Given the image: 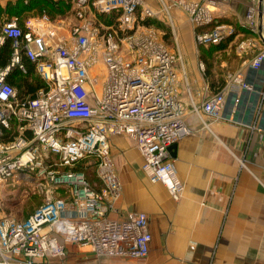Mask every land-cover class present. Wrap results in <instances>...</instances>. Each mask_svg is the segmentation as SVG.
<instances>
[{
    "label": "built area",
    "instance_id": "1",
    "mask_svg": "<svg viewBox=\"0 0 264 264\" xmlns=\"http://www.w3.org/2000/svg\"><path fill=\"white\" fill-rule=\"evenodd\" d=\"M243 1L241 28L254 37L239 41V50L257 49L249 64L259 69L264 65V0ZM169 2L187 13L199 46L217 45L238 32L234 24L216 21L217 0ZM74 4L77 22L65 37L53 35L46 14L26 28L17 17L1 27L0 48L10 39L13 54L0 67V185L10 180L33 184L44 200L25 219L0 215V264H67L62 259L71 244L97 257L147 256L148 214L110 215L121 195L110 154L114 134L135 139L150 181L165 184L175 199L185 190L169 152L190 132L178 92L177 60L158 30L144 25L157 11L144 0ZM112 13L113 22L100 17ZM211 23L215 26L201 29ZM23 57L46 82L35 97L19 96L7 81L15 67L27 72ZM233 80L251 87L240 73L230 74ZM224 104L221 89L204 100L201 110L219 120ZM88 164L96 166L99 189L76 168Z\"/></svg>",
    "mask_w": 264,
    "mask_h": 264
},
{
    "label": "crops",
    "instance_id": "2",
    "mask_svg": "<svg viewBox=\"0 0 264 264\" xmlns=\"http://www.w3.org/2000/svg\"><path fill=\"white\" fill-rule=\"evenodd\" d=\"M9 1L16 0H0V6L4 8ZM70 1L73 4L70 10L52 18V33L57 37L69 35L72 11L76 5L74 0ZM216 7L219 10L216 21L227 19L238 30L226 42L227 51L235 48L231 57L234 71L230 74L240 73L251 87L244 89L234 80L220 89L218 84H207L201 76L203 61L199 64L189 57L186 62L180 52V63L177 61L180 77L178 92L185 107L184 121L190 132L176 142V153L171 157L185 185L184 193L175 199L165 184L150 181L142 168L144 159L135 139L126 134L110 136V154L121 184V200L119 203L116 201L115 210L110 215L122 219L131 211L148 214L152 232L150 251L142 258L97 257L90 250L71 244L67 245L63 262L264 264V130L258 126L262 105L257 104L251 124L244 123L252 106L253 91L258 90L261 102L264 101V65L259 69L251 67L249 62L257 49L241 52L237 44L247 37H254L250 30L241 28L246 17L244 1L217 0ZM181 11L176 12L180 16L178 24L182 33L186 27L189 29L188 25H192L189 18L185 20L183 16L186 12L182 14ZM40 17L41 14L36 13L34 8L31 14L19 18V21L26 28L28 22ZM3 19L0 17V33ZM28 72L27 68L23 74ZM202 80L203 84L199 83ZM218 89L225 91V104L222 116L214 120L201 110V105L209 95L218 93ZM243 90L247 94L242 99ZM233 92H237L235 97ZM227 101H231V106ZM197 107L199 110H196ZM237 114L239 119H235ZM135 194L147 198V205H137L133 199Z\"/></svg>",
    "mask_w": 264,
    "mask_h": 264
},
{
    "label": "rangeland",
    "instance_id": "3",
    "mask_svg": "<svg viewBox=\"0 0 264 264\" xmlns=\"http://www.w3.org/2000/svg\"><path fill=\"white\" fill-rule=\"evenodd\" d=\"M147 1L150 2L152 7L157 11V15L156 17L147 18L144 21V25H151L158 30L161 39L175 55L176 60L179 63L181 52L183 60L186 62L189 57L192 58V60H196L199 64L203 61L204 67L201 69V76L202 79L203 77L206 79L207 84L212 85L221 82L225 84L230 81V73H233L234 71V68L232 67L234 60L231 58L233 54L232 50H235V48H233L234 46H232L233 49L227 51L229 49L226 43L207 46L197 45L194 40V31L192 26L188 25L189 29L186 27L185 32L181 33L180 31L178 24L180 16L176 11L179 12V10L181 11L182 9L174 7L172 2H169V0H165V3L160 2V0ZM182 12L183 10L181 13ZM42 15L43 14H41V16ZM183 16H185V20L189 18L187 13ZM48 18L51 22H53L51 17L48 16ZM71 19V25L77 22L74 15V9L72 11ZM221 21L228 23L227 19H221ZM199 83L203 84V80ZM84 168L91 183L93 182L92 184L97 185L99 188L102 187L103 185L101 180H99L96 166L94 164H88L84 166ZM59 195H61V193H59ZM133 199L139 206L147 205L148 203V199L140 197L139 194H135ZM43 200V194L39 193L38 188L33 184H23L20 182L15 183L13 180H10L9 183L2 186L0 185V215H11L18 219H25L42 203ZM120 200L121 199L119 198L117 199L118 203Z\"/></svg>",
    "mask_w": 264,
    "mask_h": 264
},
{
    "label": "trees",
    "instance_id": "4",
    "mask_svg": "<svg viewBox=\"0 0 264 264\" xmlns=\"http://www.w3.org/2000/svg\"><path fill=\"white\" fill-rule=\"evenodd\" d=\"M72 5L73 4L70 0H68L67 2L63 0H27V3H25V0H16L15 2L9 1L4 8L0 6V17L2 19L4 18L1 25H3L5 20L12 17H17L19 21V18L21 19L31 14L34 8L36 9V12L38 14H46L47 16L54 18L57 14H63L67 10H70L72 8ZM5 13H9V15ZM100 17L103 18L105 22L110 23L116 19V13L110 14V16H108L107 18L103 15H101ZM220 21L221 20H218V22ZM213 26H215V23H211L201 29H208L212 28ZM230 39L231 38L218 44H221L223 42L225 44ZM12 54V43L10 39H7L3 46L0 48V67L5 68L6 65L10 63ZM22 61L24 62L25 66H27L29 72L24 75L23 72L19 69L13 68L7 76V81L18 89L19 96L22 97L23 95H28L30 97H35L37 90L41 87H45L46 82L43 81L38 74H35V66L26 57H23ZM217 86H219L220 89L222 88V86H224V83H218ZM76 168L83 171L85 169L83 166H78Z\"/></svg>",
    "mask_w": 264,
    "mask_h": 264
},
{
    "label": "water",
    "instance_id": "5",
    "mask_svg": "<svg viewBox=\"0 0 264 264\" xmlns=\"http://www.w3.org/2000/svg\"><path fill=\"white\" fill-rule=\"evenodd\" d=\"M247 82V81H246ZM237 94V92H233V97H235ZM247 94V92L245 90L242 91V99L244 98V96ZM260 92L258 90L253 91L252 96H251V101H252V106L249 108V111L246 114V117L244 118V123H246L247 125H250L252 120V116L254 114V112L256 111V108L258 107V105H262V111L260 114V118H259V128L264 130V101L261 102V98H260ZM241 99V100H242ZM234 100V98H233ZM260 101V102H259ZM227 104L229 106H231V101H227ZM258 104V105H257ZM228 115H225V117ZM235 119H239V114H237L235 116ZM177 143H174L173 145H171L169 147V152L171 153V155H173V157L175 156V149H176Z\"/></svg>",
    "mask_w": 264,
    "mask_h": 264
}]
</instances>
